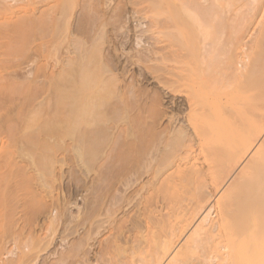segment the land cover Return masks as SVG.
Wrapping results in <instances>:
<instances>
[{
  "label": "bare ground",
  "instance_id": "obj_1",
  "mask_svg": "<svg viewBox=\"0 0 264 264\" xmlns=\"http://www.w3.org/2000/svg\"><path fill=\"white\" fill-rule=\"evenodd\" d=\"M3 1L7 2L6 0H3ZM12 1H18V0H11V2ZM72 1H75V0H72ZM95 1L93 0L91 3L90 2L89 3L92 4ZM148 1H151V0H148ZM1 2H2V0H1ZM5 2H2V3L4 4ZM23 2H25V1H23ZM69 2H71V1L69 0ZM153 2H154V0L151 1V3H153ZM155 2H154L155 4H153V5L149 2V4L152 5L151 9H153V6L157 5V3H159L158 4L159 7L158 6L155 7V11L157 10L156 11L157 14H154V15L157 16L156 17L157 19L160 18V15H161L163 17V20H164V17H165V20L168 17L167 19H170V21L172 23H170V24H169V22L165 23L164 28L166 31L172 30L173 34L175 33L174 29L176 28V25L179 24L178 21H175V20H177L176 18H179L178 17L179 12L183 16L187 15L188 17H190L192 19V21L194 22V24H196L195 26H197L198 29H200L199 31L200 32L203 31L202 33H204V35H205V37H207V39L209 37L211 38L213 35H215L214 29H217L216 27L220 26L219 29H221L222 31H220L218 29L217 30L221 33L219 34V32L217 31L218 34L216 33V35H215L216 37H219V38H216V41L218 40L219 43H217L214 40V42L217 43V44H214V42H212V40L210 41L211 43L208 42V40H207V43L204 44V47L207 48V49L205 48L206 50H204L206 53L203 52L205 54L204 58L201 57L202 60L203 59L204 60L200 62L202 64L207 62V79H206L207 81L203 80V83H201L202 84L201 88H199V89L203 90V93H207V99L205 96L194 94L197 97L200 96L199 99L196 96H194L188 100V102L190 103V105L188 104V106H190V108H189L190 112H189V117H188L189 119L188 120H189L190 124L193 125L192 126L193 130L190 131L184 127L181 129L179 128V130L167 128V130H165V131H167L166 137L165 138L163 137L164 142H163L162 146L165 144L163 146L164 148L160 149V150L156 149V151L153 150L152 152H150V150H149L148 154H150L151 156L149 155V157L146 160L143 157V159L146 162H144L143 167L141 164H140V166L145 169L144 172L140 173L136 178L132 177L131 171L130 172L127 171L128 173L123 172V174L125 173V176L122 175V173H121V176L123 177V181H122V177H121V179H120L121 180V182H120L121 186H119V184H118L119 187H117L116 189L122 190L123 192H125L126 190L127 191L129 190L128 188H130L132 186L134 187L135 184H139L140 187L138 188V190L136 192H133L131 190L132 191L131 193H130V191L128 192L130 194H124V193H122L121 195L114 194V195H112V198L110 199L109 202L106 201L108 199H105L106 205H104L102 203L101 204L98 203V204H100V205H98V207H100L99 210H98V208H95V209L92 208L91 204H89L88 197L90 196L89 194H91L90 192L88 194L89 196L88 195H86L87 197H84L85 195L83 196L84 202H83V200H82V202L84 203V205H83V207L79 206L77 209L80 210V215L82 212L88 213V211L91 209L93 210V212L95 211L94 213L96 214L95 216L97 218L95 216H92V215L91 216H92L93 220L98 221V222H96V223H98L97 225H99L96 227L98 229V231H97L98 233L102 231L100 228H102L103 226L109 227V225H106L105 223L110 222V223H112L111 224L112 226L115 225L113 227L114 229H112V231H110V234H108V237L105 240L100 241L101 243H98V244H100L99 245L100 247L96 246L98 248V250L96 252H94L95 257L94 258L88 257L91 255V254L90 255L88 254L89 249L90 250L92 249V251H94V247L87 248V250L83 249V248H85V246L87 244L89 245V242H88L89 239L93 240V239H91V236H90L91 233L89 234V231H91L92 229L91 230L89 229V231L86 230V232H84V233H82V231L80 232V233H82L80 236V240L77 239L78 237L76 238L75 241L71 240L70 244L72 246L70 247L69 245H67L70 247V249L68 250L69 247H67V248L65 247L66 248L65 250H67V251H65V253L63 252V255H61V257L59 256L60 255V253H59L58 254L59 257L54 258V259H57L58 261L56 263H53V264H63V263H65V264H264V0H155ZM58 3H59V1H58ZM96 3H97V1H96ZM6 4H8V3H6ZM9 4H10V2H9ZM60 4H62V1L60 2ZM125 4H126V2H125ZM63 5H65V3H63ZM67 5L68 4H66L65 6H67ZM138 5H139V3H138ZM6 6L10 7V5H6ZM68 6H70V5H68ZM67 7H65L66 10H68ZM62 8H63V6H62ZM91 8H94V6L91 5ZM141 8H142V6H141ZM116 9H118V8H116ZM119 9H121V8H119ZM6 10H7V8H6ZM49 10L51 11L52 9H49ZM50 11H47V14ZM52 11L54 12V10H52ZM56 11H57V9H56ZM56 11H55V13H57ZM142 11H140V12H142ZM21 13H23V11ZM101 13H103V12H101ZM150 13L152 14L153 12H149V14ZM24 14L21 17H23ZM47 14L46 15L44 14V16H47ZM50 14H53V13L51 12ZM59 14H61V13H59ZM65 15H67V13ZM150 15H149V17H150ZM49 16H50L51 20L54 18V14H53V16L48 15V17ZM90 16H91V14H90ZM93 16H94V14H93ZM55 17H56V15H55ZM117 17H118V15H117ZM50 18H48V19L46 18L49 21V23L51 21ZM54 19H56V18H54ZM89 19H91V18L89 17ZM101 19H103V18H101ZM108 19H110V18H108ZM21 20H22V18H21ZM35 20H37V19H35ZM47 20H46V22H47ZM217 20H218V22H217ZM44 21L45 20H42V21L40 20L41 23ZM116 21H118V20H116ZM14 22H16V20ZM25 22L27 23L28 19ZM37 22H35L34 25H36ZM139 22H141V21H139ZM161 22H163V21H161ZM161 22H160V24H161ZM176 22H178V24ZM18 23L23 25V23H21V22H18ZM51 23H52V21H51ZM185 23H186V21H185ZM27 24H29V23H27ZM156 24H154V25H156ZM66 25H68V24H66ZM154 25H153V27L152 26L151 27L154 28ZM182 25H184V24L182 23ZM182 25H181V27H183ZM17 26H20V25H17ZM156 26L158 27V25H156ZM192 26L193 25H191V27ZM26 27H28V26H26ZM43 27H44V25H43ZM139 27H141V26H139ZM157 27H156V29H157ZM20 28H21V26H20ZM104 28H106V27H104ZM104 28H102L103 31H104ZM126 28H127V26H126ZM145 28L146 27H144V31L142 29H140L139 31L142 30L144 32V34H147L145 32H148V30L149 31L151 30V29L147 30V28L146 29ZM177 28H178L177 29L178 31H179V29H181V28H179V26ZM6 29H8L7 26H6ZM29 29H31V28H29ZM32 29H34V28H32ZM137 29H138V27H137ZM24 30L26 31V29H24ZM195 30H197V29H195ZM1 31H3V30H1ZM105 32H106V29H105ZM172 32L168 31L167 34L169 35V33H172ZM94 33H96V32H94ZM126 33H128V32H126ZM2 34H0V35H2ZM102 34H103V32H102ZM158 34H160V33H158ZM173 34H171V35H173ZM163 35H165V34H163ZM139 36H140V34L137 36L138 39L137 40L135 39L136 40L135 42L138 41V44L136 45L137 47L141 43V38H139ZM215 36H213V39L215 38ZM142 37H144V36H142ZM169 37H175V35L174 36L169 35ZM169 37H168V41L170 40ZM7 38H9V37H7ZM151 38H152V36H151ZM165 38H167V37H165ZM78 39H81V38H78ZM102 39H105V38H103V36H101V38H100V36H99L98 42H97L101 46L104 43V42L102 43ZM171 39L173 40V38H171ZM69 40H70V38H69ZM172 40H170V41H172ZM0 41H2V40H0ZM11 41H12V39H11ZM11 41H10V43H11ZM46 41L47 40H45L44 42L46 43ZM78 42H80V41H77L75 38V43H76L75 47L77 48V51L81 50V52L80 51L78 52L79 56H77V58L74 57V55L77 54L76 51L75 50L70 51L68 49L70 51V53H69V51H67L69 56H67L66 59H62L64 61L61 62L60 69H58L57 72L52 73L51 75L49 74L47 76L50 77L49 80L52 79L53 81H56L54 83H61L59 88L61 86L63 88L64 85H62V84H65V83H67V84L71 83V82L77 83V84L75 83L76 85L73 83L75 85V89H72L74 91L76 90V92L70 91L71 88H69V87L68 88L70 90H67V91L71 92L70 95H68L69 98H71V100H69V101L74 103V104H72L74 106V111H72L73 109L71 110L72 107L71 108L69 107L70 110L73 112L71 115L72 116L71 117V120H72L71 126L72 127L74 126L73 129H78L80 127V129H78L80 131L82 129V131H81L82 134H80V135L85 137V141L82 140V142H84V143H82L80 141V144H79L80 146L77 144L79 146V155H80L82 161L83 162L85 161V163H87V164L89 162L93 163L95 161V163L97 165H98V163L100 165L101 160L98 161L99 156L100 157H101V155H102V157L108 156L109 155L108 153H110L111 150L105 149L106 146H109V145L103 144V142L106 141L107 139L105 137H102V135H100V131H98L100 129H98V127L95 125L100 126V124H98V123L100 121H101V123L103 121H105L102 118H103V114L106 116V114H105L106 112L105 113L103 112L104 107L100 106V105H103V102L107 99L106 94L107 95L113 94L112 91H111V93H112L111 94V93H109L108 90H106V87H107L106 83L109 84V81L111 82V80L115 83V81H116V79H118L119 75L118 74L116 75L115 73H117V72H115L114 70L113 71L115 73L112 71V68H111L112 63H110L111 67L109 65H106L107 59L105 60L103 57V59L106 62L105 61H104L105 63L102 62L103 60L101 58V55H104L105 53L101 54L102 48L100 45L95 46V44H93L94 45L93 47H95V48L91 49L92 48L91 46H89V45L85 46L86 44L84 45V43H81V42L78 43ZM95 42H93V43H95ZM173 42L175 43V39ZM0 43L3 44L2 42H0ZM10 43L7 42V44H9V45L15 46L13 44V42H12V44H10ZM161 43H162V41H161ZM68 44L70 45V43H68ZM145 45L146 44L144 43V46ZM169 45H170V43H169ZM5 46H7V45H5ZM141 46H143V43H142V45L140 44V47ZM146 46L149 47V45H146ZM9 47H11V46H9ZM82 47H85L86 49L84 50V48H83V50H82ZM88 47H91V48L88 49ZM145 47H144V49L146 50L145 52H147L148 49H146ZM3 48H4V46H3ZM39 48L40 47H38V49ZM162 48H164V47H162ZM5 49L7 51V47ZM9 49L10 48H8V50ZM13 49L14 48L9 50L10 51L9 54H11V56L14 52ZM149 49H150V47H149ZM155 49L153 47V51H154L155 56H156V54L158 52H156L157 49L156 50ZM143 50H141V51L143 52ZM176 50H178V49H176ZM153 51H151L152 54H153ZM35 52H37V50ZM47 52H45V54ZM135 52L137 53V51H135ZM138 52H140V50ZM142 52H141V54H143L144 56L146 55V58H148L147 53H149V50L147 53H142ZM3 53L1 52V55ZM136 53H134V54H136ZM37 54H39V53H37ZM6 55H7V53H6ZM13 55H15V53ZM129 55H132V53ZM143 55H142V60L145 59ZM149 55H151V54H149ZM15 56H13V57H15ZM46 56H47V54H46ZM153 56H154V54H153ZM153 56H152V58L150 56V59H148V60H150L149 62H152L151 59L154 60L155 56H154V58H153ZM169 56L170 55H168L167 57L169 58ZM140 57H141V55H140ZM198 57H200V56H198ZM136 58H138V56ZM158 58H161V57L159 56ZM155 59H157V58H155ZM139 60H141V58ZM161 60H163V59H161ZM169 60H167L165 58V61H169ZM171 60L173 61V58ZM11 63H12V61H11ZM57 63H58V61H57ZM125 63H126V61H125ZM153 63H154V61L152 62V64ZM42 64L44 66L48 65V64L45 65L44 63H42ZM39 65H40V63H39ZM73 65H75V66H73ZM116 65H115V67H116ZM154 65H156V63ZM165 65H167V64H165ZM76 66H79L78 67L79 69L77 68L78 75L75 74L76 71L73 73V69H72V68H76ZM41 67H42V65L40 66V68ZM58 67H59V65H58ZM97 67H100L103 70L107 71V73L105 72V77L107 79L105 77H103L102 75H100V77H98V74L100 71H97L98 70ZM38 68H36V69H38ZM40 68H39V70H40ZM48 68L49 67H47V69ZM202 68L206 70V68H204V67H202ZM116 69H118V68H116ZM39 70L37 72H39ZM42 70L44 71V69H42ZM42 70L40 71L42 73H39V75L43 74ZM32 71H34V70H32ZM168 71H170V70H168ZM34 72H32V73L35 74ZM123 72H124V70H123ZM100 73L104 74L103 71H101ZM27 74L25 77L28 78L27 80H30L29 75L27 76ZM45 74H43L41 76H39L38 74H35L32 76H33V78L36 77V79L34 78V80H39V79H37L38 76H39V78L40 77L43 78V76H45ZM74 74L76 75L77 81L74 80V78H72ZM106 74H108L109 76L107 77ZM123 75H124V73H123ZM47 76H46V79H44V80H48ZM4 78H3V76L0 77V85H3V83L6 81H9V82L12 80L15 81L14 78L9 77V79H8V78H6V76ZM102 78H104V80H102ZM16 81H17V79H16ZM31 81L33 82L32 77H31L30 82ZM48 81H46V83ZM119 81H123V80L118 79V82ZM24 82H25V80H24ZM130 82H129V84L131 85ZM7 84H8V82H7ZM65 86L67 89L66 84H65ZM124 86H122L121 90L124 89L123 88ZM0 87H2V86H0ZM70 87H71V85H70ZM114 87H116V86H114ZM126 87L124 89V92L126 90L128 92L130 91L131 93L133 91L135 92V90L131 91V89H133L134 85L130 86L131 87L130 90H128L129 88H126ZM39 88H40V86H39ZM54 88H57V87H54ZM118 88H117V91L119 90ZM43 89H45V88H43ZM136 89H138V88H136ZM206 89H207V91H206ZM101 90H103V92L105 94L104 93L102 94ZM115 90L113 89L114 93H116ZM107 91H108V93H107ZM45 92H46V90H45ZM59 92L62 93L61 91H59ZM118 92H119V96L116 95L118 93H116L114 95L117 96V98H119V100L127 97L124 95V93L122 91H118ZM127 93H126V95H127ZM137 93L138 92H136L135 94H137ZM123 96H124V98H123ZM128 96H129V94H128ZM34 97H36V96H34ZM37 97H39V96H37ZM131 97H133V96H131ZM61 98H62V96H61ZM66 98H67V96H66ZM112 98H113V96H112ZM128 98H126V99L131 100L130 97H128ZM72 99H76V101H78V102H74ZM109 99H110V97H109ZM114 99H116V97H114ZM106 101L108 102L109 100L107 99ZM106 101L104 102V104H106ZM110 101H111V99H110ZM116 101L117 102H115V103H118V99H116ZM42 102H41V105H42ZM17 103H18V101H17ZM121 104H123V103H121ZM125 104L127 106L126 102H125ZM123 105H122V107H123ZM68 106H69V104H68ZM114 106H115V104H114ZM116 106H117V104H116ZM118 106H120V105L118 104ZM114 108H117V107H114ZM106 109H108V108L105 107V110ZM120 109L121 108H119L118 111ZM124 109H125V107H124ZM129 110H130V108H129ZM107 112H108V110H107ZM109 112H110V110H109ZM115 112H116V109H115ZM99 113H102V115L100 114L98 117ZM114 114H116V113H114ZM149 114H150V112H149ZM101 116H102V118H101ZM116 117H118V116H116ZM99 118H101L103 121L100 120ZM123 118L124 117H122V119ZM125 118H127V116ZM118 119H119V117H118ZM13 120H14V118H13ZM131 120H132V118H131ZM172 120L175 121L174 117ZM113 121H114V119H112V122ZM115 121H116V119H115ZM200 122L202 125L205 123L203 126L207 125V130H205L206 128H203V127L201 128L202 125H199ZM118 123H121V122L118 121ZM112 124L113 123H111V125ZM122 124H123V121H122ZM126 124H128V123H126ZM172 124H174V122ZM89 125H91V127L93 125V127L94 128L96 127L97 129L94 130L93 132H88V131H86L87 127L86 128H84V127L89 126ZM128 126H129V124H128ZM133 126L135 127V125H133ZM104 127H105V125H104ZM8 128H10V127H8ZM128 128H130V127H128ZM84 129H86V130L84 131ZM164 129H166V127ZM101 130H102V127H101ZM104 130H106V129H104ZM110 131H109V133H110ZM120 131H122V130H120ZM123 131H124V128H123ZM128 131L125 130L126 136L130 137L132 135V139H134L133 136H135V138H136L137 134L136 135L134 134L136 130L135 131L132 130L134 132L133 134H130ZM156 131H158V130H156ZM153 132H154V130H153ZM163 133H165V132H163ZM110 134L113 135V133H110ZM123 134H124V132L122 133V135L119 132L118 135L114 134L115 137L113 136V141H114L113 145L115 148L113 149V147H111L113 154L110 153L111 156L109 155L110 159L112 158L110 160L109 165L112 164L111 166L113 168H114V166L117 165L118 161H116V160H121L119 158V155H118L119 152L117 153L118 147L116 145L118 144V142L122 141L126 137V136H124V138H122L119 141L120 137H123ZM161 134L162 133H160L159 135H161ZM112 135H111V137H112ZM142 135H143V133H142ZM103 136H104V134H103ZM139 137H141V136H139ZM141 138H143V137H141ZM141 138H140V140H141ZM148 138H145V139H148ZM161 138H162V136H161ZM76 139H77V137H76ZM159 139H160V137H159ZM80 140H81V136H80ZM143 140H144V138H143ZM44 141H46V140H44ZM113 141L111 140L110 142H113ZM126 141L127 140H125V143L127 145V143H129V142H126ZM130 141H131V139H130ZM134 141L135 140H133V142ZM152 141L154 142V140H152ZM158 141H160V140H158ZM107 142L108 141H106V143ZM57 143H58V141H57ZM137 143H136V145H137ZM132 144L133 143L131 141V144L129 143V145L124 146L126 149V153H125L126 155L128 154L127 153L128 151H129L128 155H130V150H131L130 145H132ZM104 145H106V146H104ZM147 145L148 144H146V146ZM45 147H46V145H45ZM152 147L153 146H151L149 148L153 149L154 147L153 148ZM134 148L132 149V152H133V150H135ZM15 149H16V147H15ZM103 149L105 150V154H104ZM107 150H108V152H106ZM2 151L5 152V150H1V152ZM122 151L124 152V150H122ZM145 151H146V149H145ZM198 151H199V153H198ZM48 152H47V155H48ZM137 152H138V150H137ZM2 154H3V152H2ZM21 154H22V152H21ZM144 155L146 156V154H144ZM35 156L37 157V155H35ZM134 156H137V155H134ZM108 157L107 158L104 157L106 159V160L105 159L104 160L107 161ZM122 157H124V153L122 154ZM128 157L129 156H127V158ZM29 158H31V157H29ZM38 158H40V156H38ZM137 158H138V156H137ZM137 158L135 157V159H136L135 161L138 160V162H137V164H138V163H140V161H139L140 159H137ZM43 160H45V159H43ZM96 160L98 161V163ZM39 161L41 164V160H39ZM121 162H122V160H121ZM95 163L93 165H96ZM141 163H143V161ZM40 164L38 163V165H40ZM34 165H35V163H34ZM21 166H22V164H21ZM100 166L103 167V164L101 163ZM124 166L126 167V165H124ZM118 167H119V165H118ZM121 167L123 168V166H121ZM131 167H134V166L131 165ZM39 168H41V167L39 166ZM19 169H20V167H19ZM22 169H21V171H22ZM38 169H37V171H39ZM97 169H99V168L97 167ZM109 169L110 168H108L105 171L108 172ZM29 170H30V167H29ZM110 170H112V169H110ZM139 170L142 171V169H139ZM40 171L43 173V170H40ZM40 171H39V173H40ZM47 171L48 170H46L44 172L46 173ZM82 171H83V169H82ZM26 172H27V170H26ZM98 172H99V170H98ZM119 172H121V171H119ZM132 172L136 173V171L135 172L132 171ZM42 173L40 175H42ZM97 174H99V173H97ZM106 174L108 175V173H106ZM46 175H48V174H46ZM145 175H149L148 178L146 177L147 179L144 178ZM42 176H44V175H42ZM102 176L103 175H101V173L97 176L99 184H104L103 182L105 179ZM113 177H111V178H113ZM118 177L116 176L115 179H117ZM37 178H39V177H37ZM96 178H94V180H96ZM51 181H53V180H51ZM113 181H116V180H113ZM112 184L115 185V183H112ZM93 185L95 186V184H93ZM50 186H51V184H50ZM87 187H89V186H87ZM102 189H103V187H102ZM143 189H145V191H146V192L145 191L143 192L145 194L141 193V190H143ZM101 190H100V193L98 191V193H99L98 195L102 194L104 198H107L106 196H104L106 194L101 193ZM114 192H116V190H114ZM86 194H87V192H86ZM69 199H71V198H69ZM97 200L98 199H96L95 201L92 200V202L96 203ZM103 200H102V202H103ZM70 204H71V202H70ZM70 204H68V205H70ZM94 205L96 206V204H94ZM119 210L123 211V212L121 211L123 213L122 214L123 216L118 212ZM67 212L69 215H71V214L73 215V213H74V212H72L70 214V210H68ZM76 214L78 215L79 213L77 212ZM85 214L86 213H84L83 215L85 216ZM56 215H53V213L48 215L50 217V219H49L48 224L47 223L46 224L49 227L47 229L50 231V233H49V236L48 235L47 236L50 239L52 238V236L55 233V228L57 227V225H56L57 221H60L59 220L60 216L59 217L57 216L58 217V219H57ZM77 215L74 216V217H76V219H77V217H80V215H78V216ZM119 215H121L122 217H119ZM49 217H47V218H49ZM81 217H82V215H81ZM88 217H89V221H90L91 218H90V216H88ZM68 219L72 220L69 218V216H68ZM77 220H74V223L78 222ZM72 221H69V222L72 223ZM69 222H68V224H66L69 227L65 225L66 222L64 223L65 227H67L66 230H68V229L70 230V227L73 225V223H72V225L70 226ZM80 223H81V221H80ZM80 223H78V224H80ZM78 224L77 223L75 224L77 227L74 225L76 228L73 230L79 229ZM82 224L83 223H81L80 226ZM86 224H85V226H86ZM90 225L91 224H89L88 227H90ZM105 227H103V228H105ZM86 229H88V228H86ZM107 229H109V228H107ZM73 230L71 229V231H68L69 232L68 237L66 235H64V236H66V238H69V236L72 234ZM77 231L79 232V230H77ZM74 233H75V231H73V235H74ZM77 233H75V234H77ZM93 233H94V231H93ZM94 235H96V234L94 233ZM105 235L107 236V234H104V236ZM38 236H39V234H38ZM60 236H62V235H60ZM64 236H62V237H64ZM29 238H30V236H29ZM33 238H32V241H34ZM36 238H37V236H36ZM50 239L48 242H50ZM72 239H75V238H72ZM14 240H16V239H14ZM53 240H55V239H53ZM29 241H30V239H29ZM32 241H31V243H32ZM18 242H21V240ZM45 242L46 241H44V243ZM26 243H28V241ZM48 245H50V244H48ZM93 245H96V244L94 243ZM28 246H30V243H29V245L27 244V247H26L27 249L23 250V252H25L27 254V256H28V253L26 252V250L28 252L30 251L28 249ZM90 246L91 245H89V247ZM31 247L32 246H30L29 248H31ZM42 248H43V245H42ZM36 249H37V247H36ZM79 251H82V253H83L82 254L83 256L81 258L79 256L80 259L76 258L77 261L74 263L67 262V260H69L68 257L70 255L73 256L72 260L74 261V258L78 257L77 255H78ZM23 252H22V254H25ZM54 253H56V252H54ZM73 254L74 255L76 254L75 257ZM33 255L36 256V254H33ZM51 258H53V256ZM16 259H17V257H16ZM18 259H19V257H18ZM32 260H33V258H32Z\"/></svg>",
  "mask_w": 264,
  "mask_h": 264
},
{
  "label": "rangeland",
  "instance_id": "obj_2",
  "mask_svg": "<svg viewBox=\"0 0 264 264\" xmlns=\"http://www.w3.org/2000/svg\"><path fill=\"white\" fill-rule=\"evenodd\" d=\"M6 1L7 2L2 0V2H5L3 4L0 0V24H1L0 28L3 26L0 29V32H1L0 34L3 33L2 35H0V38H1L0 40H2L0 42L3 43V44L0 43V57H1L0 58V74H1L0 77L3 76V78H4L6 76V78H8V79H9V77L14 78L15 81H13L11 79L12 81H10V82L6 81L3 83V85H0V86H2V87H0V91H1L0 92V97H1L0 98V264H25V263L26 264H53V263H56L58 260L54 259V258H56V257L58 258L59 256L61 257V255H63V252L65 253V251H67L65 249L69 246L70 247L72 246L70 244L71 240L75 241L77 237H78L77 239L80 240L81 234L86 232V230L89 231V229L90 230L92 229L91 231H89V234L91 233L90 236H91V239H93V240L89 239L88 242H89V245H91V246L89 247V245L87 244L88 246L86 245L85 248H83V249L87 250V248L94 247V251H92V249L91 250L89 249V252H88L89 255L91 254L88 257L94 258L95 257L94 252H96L98 250L97 247H100L99 246L100 244H98V243H101L100 241H103L108 237V234H110V231H112V229H114L113 227L115 225L112 226L111 225L112 223H110V222L105 223L106 225H109V227L103 226L105 228H103V227L100 228L102 231L98 233L97 232L98 229L96 228L97 226H99V225H97L98 223H96L98 221L93 220V218H92V216L96 215L94 213L95 211L93 212V210L91 209L88 211V213L82 212L81 213L82 217H81L80 210L77 209L79 206L83 207V205H84L83 196L85 195L84 197H87L86 195H88L90 192L91 193V194H89L90 196L88 195L89 196L88 197L89 204H91L92 208H94V209L98 208V210H99L100 207H98V205H100L101 203L106 205V201L109 202L110 199L112 198V195H114V194L121 195L122 193L130 194L132 191L136 192L138 190V188L140 187L139 184H135L134 187L132 186V187L128 188L129 190L128 191L126 190L125 191L126 193L123 192L122 190L116 189L117 187L121 186V183H120L121 182L120 179L122 177L121 173H122V175L125 176V173H128L131 171L132 177L136 178L140 173L144 172L145 169L142 167H143L144 162H146L145 160L150 155V154H148L149 153L148 151L150 150V152H152L153 150L156 151V149L160 150V149L164 148L163 146L165 144L162 146V144L164 142L163 137L164 138L166 137L167 131H165V130H167V128L179 130V128L181 129L184 127L190 131L193 130V127H192L193 125L190 124V122L188 120L189 119L188 118L189 112H190V110H189L190 106H188V104L190 105V103L188 102V100L191 97H194L196 95L205 96L207 99V93H203V90L199 89V88H201V85H202L201 83H203V80L205 81L207 79V62L203 63V64L200 63L201 61L204 60V59L202 60V58H204V55H205L203 52H205L204 50L207 49L206 47H204V44L207 43V40H208V42H210L211 40H212V42H214V40L216 41V38H219V37L215 36L216 33L218 34V32H219L218 30H220V31H222V30L219 29L220 26L216 27L218 30L214 29L215 35H213V36H215V38L213 39V36H212L211 38L209 37L207 39V37H205L204 33H202L203 31L202 30H201L202 32L199 31L200 29H198V27L195 26L196 24H194V22L192 21V19L190 17H188L187 15L183 16L179 12V14H178L179 18H176L177 20H175V21L179 22V24H178V22H176L178 25H176V28L174 29L175 33L173 34L172 30L166 31L164 28L165 23L169 22V24H170L172 22L170 21V19H167L168 17L166 18V20L164 17V20H163V17L161 15H160V18H158V19L156 18L157 16L154 15V14H157V12H156L157 10L155 11V7H157L159 3H157V5H155V6H153L154 10L151 9L152 5L156 3L155 0H154L155 3L154 2L151 3L152 0L151 1H148V0H96L97 1V3H96V1L94 0L95 2H93L92 4H90V3L93 0H90V1L89 0H75V1L70 0L72 3L69 2V0L68 1L67 0H55V1L54 0H27V1L26 0H18V1H12V2H11V0L10 1L6 0ZM8 1L10 2V4ZM23 1H25V2H23ZM58 1H59V3H58ZM61 1H62V4H60ZM125 2H126V4H125ZM149 2L152 5L149 4ZM6 3H8V4H6ZM63 3H65V5L68 4L70 6L67 5L68 6L67 7V6L63 5ZM138 3H139V5H138ZM6 5H10V7L6 6ZM91 5L94 6V8H91ZM62 6H63V8H62ZM141 6H142V8H141ZM65 7H67L68 10H66ZM6 8H7V10H6ZM116 8H118V9H116ZM119 8H121V9H119ZM49 9L54 10V12L52 10L50 11ZM56 9H57V11H56ZM22 11H23V13H21ZM47 11H50V12L47 14ZM55 11L58 14L55 13ZM140 11H142V12H140ZM51 12L54 14V18H56V19H54L52 17L53 19L51 20L50 16L48 17V15L53 16V14H50ZM101 12H103V13H101ZM149 12H153V13L152 14L150 13L151 14L150 15ZM59 13H61V14H59ZM66 13H67V15H65ZM23 14H24V16L21 17ZM44 14L45 15L47 14V16H44ZM90 14H91V16H90ZM93 14H94V16H93ZM55 15H56V17H55ZM117 15H118V17H117ZM149 15H150V17H149ZM89 17L91 19H89ZM107 17L110 19H108ZM21 18H22V20H21ZM46 18L47 19L50 18L52 23H51V21L49 23V21ZM101 18H103V19H101ZM27 19H28L27 23H29V24H27L25 22V21H27ZM35 19H37V20H35ZM15 20H16V22H14ZM40 20L41 21L45 20V21L41 23ZM46 20H47V22H46ZM116 20H118V21H116ZM139 21H141V22H139ZM161 21H163V22H161ZM180 21L184 25H182V23ZM185 21H186V23H185ZM18 22L23 23V25L18 23ZM35 22H37L36 25H34ZM160 22H161V24H160ZM217 22H218V20H217ZM66 24H68V25H66ZM154 24L158 25V27ZM17 25H20L21 28H20V26H17ZM43 25H44V27H43ZM153 25H154V28H152ZM181 25L183 27H181ZM191 25H193V26L191 27ZM6 26L8 29H6ZM26 26H28V27H26ZM126 26H127V28H126ZM139 26H141V27H139ZM178 26H179V28H181V29H179V31L177 30ZM104 27H106V28H104ZM137 27H138V29H137ZM144 27H146L147 30L148 29H151V30L150 31L148 30V32H145L147 34H144V32H143ZM156 27H157V29H156ZM29 28H31V29H29ZM32 28H34V29H32ZM102 28H104V31ZM194 28L197 30H195ZM24 29H26V31ZM105 29H106V32H105ZM140 29H142L143 31L142 30L139 31ZM1 30H3V31H1ZM168 31L172 32V33H169L170 36L175 35V37H169V35L167 34ZM94 32H96V33H94ZM102 32H103V34H102ZM126 32H128V33H126ZM158 33H160V34H158ZM220 33L221 32H219V34ZM139 34H140L139 38H141L140 44L142 45V43H143V46H141V47H140V44L138 45V47L136 46L138 44V41L135 42L138 39L137 36ZM161 34L162 35L165 34V35L162 36ZM171 34H173V35H171ZM75 35L76 36L78 35V36L76 37ZM99 36H100V38H101V36H103V38H105V39H102V43L104 42L103 43L104 45L102 44L103 47L97 43ZM142 36H144V37H142ZM151 36H152V38H151ZM7 37H9V38H7ZM165 37H167V38H165ZM168 37L170 40H172L171 38H173V40L168 41ZM69 38H70V40H69ZM75 38L77 41L84 43V45L86 44L85 46L89 45L92 47V48L88 47V49L89 48L94 49L95 47H93L94 46L93 44H95V46L100 45L102 48L101 54L105 53L104 55H101V58L103 60L102 62L105 63L107 61L106 65H109V66L111 65L110 63H112V65H111L112 67L110 66L112 68V71L114 70L115 72H117V73H115L113 71L116 75L117 74L119 75V77H118L119 80H121V79L123 80V81L118 82V79H116V81L114 83L112 80L110 82L109 81L110 79H109L108 80L109 84L106 83L107 84L106 90H108L109 93H111V91L113 92V94L111 93L112 95L109 94L110 96L106 94L107 99L109 100L108 102L106 101L107 99L105 100L107 105L104 104L105 101L103 102V105H100V106L104 107V110L102 109L103 112L104 113L106 112L105 113L106 116L103 114V118H102V116H101V118L103 120H105L106 122L103 121L101 118H99L103 122L101 123V121H100L98 123V124H100V126L95 125L98 127V129H100V130H98V131H100V135H102V137H105L107 139L106 141H108L106 143V141L103 140L105 142V143L103 142V144L110 146L109 147V146L104 145V146H106L105 149L111 150L110 153H112V154H113V152H112L111 147H113V149L115 148L113 145V143H114L113 136L115 137V135H118L119 132L122 135V133L124 132L123 137H120V139H119V141H120L122 138H124V136H126L125 130L126 131L129 130L128 132L130 134H133L134 133L133 131L136 130L134 133L135 135L137 134L136 138H135V136H133L134 139H132V135L130 137L126 136L127 138L126 137L124 138L125 140H127L126 142H129L131 144V141H132V143H133L132 145H130L131 146L130 155H128L129 151L127 152L128 153L127 155L125 154L126 149L124 146L129 145V143H127V145H126L124 139L122 141L118 142L117 145L115 144L118 147L117 153L119 152L118 155H119V158L122 160V162H121V160H116L118 162H117V165L114 166V168L111 166L112 164L109 165L110 160L112 159V158L110 159V156H111L110 153H108L110 155V156L108 155L109 157L103 155L105 158L108 157L107 161H105L106 159L104 157H102V155H101V157L99 156L98 161L101 160L100 165L102 163L103 167L105 169L99 165L97 160L96 161H97L99 166L95 163V161L93 163L89 162L88 164L85 163V161L84 162L82 161V159L79 155V146H80L79 144H80V141L81 142H82V140L85 141V137L80 135V134H82V132H81L82 129H81V131L78 130V129H80V127L78 129H73L74 126L73 127L71 126V121H72L71 115L73 113L72 111H74V106L72 104H74V103L69 101V100H71V98H69V96H68L71 93L70 91L76 92V90L74 91L72 89H75V85L77 83L76 82H71L72 84L71 83H68V84L65 83L67 85V89H66L65 84H62V85H64L63 86L64 89H63L62 86L59 88L61 83H54L56 81H53L52 79H51L52 81L49 80L50 77L47 76L49 74L51 75L52 73L57 72L58 69H60V66H61L60 64L62 61H64L62 59H66L67 56H69L67 51L75 50L78 55L75 54L76 56L74 55V57L77 58V56H79L78 52L79 51L81 52V50L77 51V48L75 47V44L77 43V42L75 43ZM78 38H81V39H78ZM11 39H12V41H11ZM174 39H175V43L173 42ZM45 40H47L46 43L44 42ZM10 41H11V43H10ZM92 41L93 42L96 41V42L93 43ZM161 41H162V43H161ZM7 42L10 44H12V42H13V44L15 46L9 45V44H7ZM80 42H78V43H80ZM216 42L219 43L218 40ZM68 43H70V45ZM144 43L146 45H149L150 49L146 45H145L146 46L145 47ZM169 43H170V45H169ZM217 43L214 42V44H217ZM5 45H7V46H5ZM42 45L43 46L45 45L46 47L45 46L43 47ZM3 46H4V48H3ZM9 46H11V47H9ZM6 47H7V51L5 49ZM38 47H40V48L38 49ZM144 47L149 50V53H147L148 50H147V52H145L146 50L144 49ZM153 47H154V49L156 48L158 50L157 51L155 49L156 52H158L156 54V56H155V53L153 51ZM162 47H164V48H162ZM8 48H10V49L14 48L13 54L15 53L16 56L13 54L11 56V54H9L10 49L8 50ZM83 48H84V50L86 49L85 47H82V50H83ZM176 49H178V50H176ZM36 50H37V52H35ZM139 50H140V52H138ZM141 50H143V52ZM70 51H69V53H70ZM135 51H137V53ZM151 51H153V54H154L155 58H157V59L154 58ZM1 52L2 53L4 52V53L1 55ZM45 52H47L46 53L47 56H46ZM141 52L147 53L148 58H146V55L144 56L143 54H141ZM177 52L179 54L180 53L181 54L179 55ZM6 53L8 56L6 55ZM37 53H39V54H37ZM131 53H132V55H129ZM134 53H136V54H134ZM149 54H151V55H149ZM140 55H141V57H140ZM142 55L146 59V60L144 59L145 61L142 60ZM168 55H170L169 58L167 57ZM13 56H15V57H13ZM137 56H138V58H136ZM150 56H151V58H152V56L154 58V60L151 59L152 62L154 61L153 64H152V62H149L150 60H148V59H150ZM157 56L158 57L160 56L161 58H158ZM198 56H200V57H198ZM103 57L105 60L106 59L107 60L105 61L103 59ZM140 58H141V60H139ZM165 58L167 60H169V59L170 60L165 61ZM172 58H173V61L171 60ZM161 59H163V60H161ZM11 61H12V63H11ZM57 61H58V63H57ZM125 61H126V63H125ZM156 61L157 62L159 61V62L157 63ZM39 63H40V65H39ZM42 63H44L45 65H47V64L48 65L44 66ZM155 63H156V65H154ZM165 64H167V65H165ZM41 65H42L41 68L44 69V71L40 68ZM58 65H59V67H58ZM115 65H116V67H115ZM73 66H75V65H73ZM35 67L36 68L39 67L40 70H39V68L36 69ZM47 67H49V68L47 69ZM78 67L79 66H76V68H72L73 73L76 71L75 74H77V75H78V72H77ZM202 67L206 68V70L203 69ZM116 68H118V69H116ZM97 69H98L97 71H100V72L103 71V73H104V74H101L99 72L98 77H100V75L105 77V72L107 73V71L103 70L100 67H97ZM32 70H34L35 72ZM38 70H39V72H37ZM41 70L43 71V74L46 73L45 76H43V78H41V77L39 78V76L43 75V74L39 75V73H42V72H40ZM123 70H124V72H123ZM168 70H170V71H168ZM32 72L39 75L37 78L39 80H34V78L36 79V77L33 78L32 75H35V74H33ZM123 73H124V75H123ZM26 74H27V76L29 75L30 80L32 77L33 82L32 81L30 82V80H27L28 78L25 77ZM108 74H106L107 77L109 76ZM74 75L72 78H74V80H76V75L75 76ZM46 76L48 77L49 81L44 80V79H46ZM16 79H17V81H16ZM24 80L26 83L24 82ZM102 80H104V78H102ZM46 81H48V82L46 83ZM7 82H8V84H7ZM129 82L131 83V85L129 84ZM73 83L74 84L76 83V84L74 85ZM70 85H71V87H70ZM133 85H134V87H133V89H131V91L135 90V92L133 91L131 93L130 91L128 92L126 90L125 92L126 93L128 92L126 95V93L124 92L125 87L127 86L126 88H129L128 90H130V88H131L130 86H133ZM39 86H40V88H39ZM114 86H116V87H114ZM122 86H124L123 90H121ZM54 87H57V88H54ZM68 87L71 88V90ZM135 87L138 89H136ZM43 88H45V89H43ZM117 88L119 89L118 91H122L124 93V95L127 96L126 98L130 97L131 100H128L129 98L128 99L124 98V96H123V98L125 100L124 99L119 100V98H117V96H119V92L117 91ZM113 89L114 90L116 89L115 91L118 94L114 93ZM45 90H46V92H45ZM67 90H70V91L68 92ZM59 91H61L62 93H60ZM101 91L103 94L104 93L103 90H101ZM108 91H107V93H108ZM206 91H207V89H206ZM136 92H138L137 93L138 95L135 94ZM114 94H116L117 96H115ZM128 94H129V96H128ZM194 94H196V95H194ZM130 95L133 97H131ZM34 96H36V97H34ZM37 96H39V97H37ZM61 96H62V98H61ZM66 96H67V98H66ZM108 96L110 97L111 101H110ZM112 96H113V98H112ZM114 97H116V99H118V103H115L117 101H116V99H114ZM199 97L200 96H198L197 98L199 99ZM72 100L74 102H78V101H76V99H72ZM17 101H18V103H17ZM41 102H42V105H41ZM125 102L127 103V106H126ZM67 103L69 104V106ZM113 103L115 104V106ZM121 103H123L124 105ZM116 104H117V106H116ZM118 104L120 106H118ZM122 105H123V107H122ZM69 107L70 108L72 107L71 110L72 109L73 110L71 111ZM105 107L108 109L105 110ZM114 107H117V108H114ZM118 107L121 108L119 111H118V109H119ZM124 107H125V109H124ZM129 108H130V110H129ZM115 109H116V112H115ZM107 110H108V112H107ZM109 110H110V112H109ZM149 112H150V114H149ZM102 113H99L98 117L100 114L102 115ZM114 113H116V114H114ZM116 116H118L120 120ZM126 116H127V118H125ZM122 117H124V118L122 119ZM173 117H174L175 121L172 120ZM13 118H14V120H13ZM131 118H132V120H131ZM112 119H114L113 122H112ZM115 119H116V121H115ZM118 121H120L121 123H118ZM122 121H123V124H122ZM171 122L172 123L174 122V124H172ZM111 123H113V124L111 125ZM126 123H128L129 126ZM103 124L105 125V127ZM133 125H135V127ZM199 125H202L201 122ZM203 125L201 126V128L203 127V128H206L205 130H207V125H205L206 127ZM127 126L130 128H128ZM8 127H10V128H8ZM92 127H93V125H92ZM92 127H91V125L85 126L84 128H86L87 130L84 129V131L86 130L88 132H93L94 130L97 129L96 127L95 128L93 127L94 129ZM101 127H102V130H101ZM165 127H166V129H164ZM123 128H124V131H123ZM104 129H106V130H104ZM120 130H122L123 132ZM153 130L155 133L153 132ZM156 130H158V131H156ZM109 131H110V133H113V135L110 134ZM159 132L162 133L163 135L162 134L159 135L160 134ZM163 132H165V133H163ZM142 133H143V135H142ZM103 134H104V136H103ZM79 135L81 136V140H80ZM106 135L108 137L109 136L110 137L108 138ZM111 135H112V137H111ZM139 136L143 137L144 140H143V138H141ZM161 136H162V138H161ZM76 137H77V139H76ZM159 137H160V139H159ZM140 138H141V140H140ZM145 138H148V139H145ZM130 139H131V141H130ZM44 140H46V141H44ZM111 140L113 142H110ZM133 140H135V141L137 140V141L133 142ZM152 140H154L155 143ZM158 140H160V141H158ZM57 141H58V143H57ZM82 143H84V142H82ZM136 143L138 146L136 145ZM146 144H148V145L146 146ZM45 145H46V147H45ZM151 146H153L154 148L153 147H152L153 149L149 148ZM15 147H16V149H15ZM133 148L135 150H133V152H132ZM145 149H146V151H145ZM1 150H5V152L2 151L4 155L2 154ZM108 150L106 152H108ZM122 150H124V152ZM137 150H138V152H137ZM103 151L105 154L104 149H103ZM21 152H22V154H21ZM47 152H48V155H47ZM122 152L124 153V157H122V154H123ZM198 153H199V151H198ZM144 154H146V156ZM35 155H37V157ZM134 155H137L138 158H137V156H134ZM38 156H40V158H38ZM127 156H129V157L127 158ZM29 157H31V158H29ZM135 157L137 159H140L139 160L140 163H138L139 165L137 164L138 160L135 161L136 160ZM143 157L145 160L143 159ZM43 159H45V160H43ZM39 160H41V164H40ZM142 161H143V163H141ZM34 163H35V165H34ZM38 163L40 165H38ZM94 163L96 165H93ZM21 164H22V166H21ZM140 164L142 165V167L140 166ZM118 165H119V167H118ZM124 165H126V167ZM131 165L134 167H131ZM39 166L41 168H39ZM121 166H123V168ZM19 167H20V169H19ZM29 167H30V170H29ZM97 167L99 169H97ZM108 168H110L112 170L109 169L108 172L105 171ZM21 169H22V171H21ZM37 169L39 171L43 170V173L41 171L39 173V171H37ZM45 169L48 170L46 173L44 172V171H46ZM82 169H83V171H82ZM139 169H142V171ZM26 170H27V172L28 171L29 172L27 173ZM98 170H99V172H98ZM119 171H121V172H119ZM132 171H134V172L136 171V173H133ZM96 172L99 174L101 173V175H103L102 177H104V179L106 180V181L104 180V182H103L104 184L98 183V177L97 176L99 174H97ZM123 172H125V173L123 174ZM41 173L45 177L40 175ZM106 173H108L109 176ZM46 174H48V175H46ZM116 176L117 177L119 176L120 178L118 177L119 179L118 178L115 179ZM148 176L149 175H145L144 178H146V177L148 178ZM37 177H39V178H37ZM111 177H113V178H111ZM94 178H96V180H94ZM51 180H53V181H51ZM113 180H116V181H113ZM122 181H123V177H122ZM112 183H115V185L116 184L117 185L115 186ZM50 184H51V186H50ZM93 184H95V186ZM118 184H119V186H118ZM87 186H89V187H87ZM102 187H103V189H102ZM99 189L100 190L102 189L101 193L106 194L104 196H106L107 198H104L102 194L98 195L100 193ZM114 190H116V192H114ZM98 191H99V193H98ZM129 191H130V193H128ZM144 191H145V189L141 190V193H143ZM86 192H87V194H86ZM143 194H145V193H143ZM69 198H71V199H69ZM95 198L98 199L96 201V203L92 202V200H94V201L96 200ZM105 199H108V200L105 201ZM82 200H83V202H82ZM102 200H103V202H102ZM70 202H71V204H70ZM98 203H100V204H98ZM68 204H70V205H68ZM94 204H96V206ZM66 210L67 211L70 210V214L72 212H74L73 215L72 214H71L72 216L69 215ZM121 211L122 210H119L118 212L122 215L123 211L122 212ZM75 212L76 213L78 212L79 213L78 215H80V217H77L78 220L76 219V217H74L77 215ZM52 213H53V215L57 214L56 217L60 216L59 217L60 221H57V223H56L57 227L55 226L56 227L55 233L52 236V238L50 239L48 237L50 231L47 229V228H49L47 224H48L49 219H50V217L48 215H50ZM84 213H86L85 216L83 215ZM121 215H119V217L123 216V215L122 216ZM68 216L70 219L77 220L78 222L74 223V220L73 221L69 220ZM88 216H90V218H91L90 221H89ZM47 217H49V218H47ZM58 217H57V219H58ZM68 220L72 221L73 225ZM67 221L69 222L70 226L72 225L71 226L72 228L70 227V230L69 229L66 230L67 227H65V225L68 224ZM80 221H81V223H83L82 224L83 226L82 225L80 226V224H81ZM64 223H65V225H64ZM76 223L77 224L80 223V224H78L79 229H77V230H79V232L77 230H73L77 227L75 225ZM88 223L91 224L90 227H88V225H89ZM85 224H86V226H85ZM66 226H68V225H66ZM86 228H88V229H86ZM107 228H109V229H107ZM71 229L73 231H75V233H77V232L78 233L77 234L74 233V235H73V231H72V234L69 236V238H66V236L68 237V234H69L68 231H71ZM81 231H82V233H80ZM93 231L96 235H94ZM38 234H39V236H38ZM104 234H107V236L106 235L104 236ZM60 235H62V236L66 235V236L62 237ZM29 236H30V238H29ZM36 236H37V238H36ZM100 236L102 238L103 237L104 238L102 239ZM31 237L32 238L34 237L33 238L34 241H32ZM72 238H75V239H72ZM14 239H16V240H14ZM29 239H30V241H29ZM49 239H50V242H48ZM53 239H55V240H53ZM20 240L22 243L18 242ZM27 241H28V243H26ZM31 241H32V243H31ZM44 241H46V242L44 243ZM29 243H30V246H32V247L29 248L30 246H28V249L31 252L29 251L30 252L29 253L26 250V252L28 253V256H27V254L25 252H23V250L27 249L26 247H27V244L29 245ZM94 243L96 245H93ZM48 244H50V245H48ZM42 245H43V248H42ZM67 245H69V246H67ZM36 247H37V249H36ZM70 247L68 248V250L70 249ZM22 252L25 254H22ZM54 252H56V253H54ZM59 253H60V255L58 256ZM33 254H36V256ZM82 254H83L82 251H79V253L77 255L78 257H75L76 254L75 255L73 254L75 257L74 261L72 260L73 256L70 255L68 257V259L70 261L67 260V262H71V263L76 262L77 259H80L83 256ZM52 256H53V258H51ZM79 256H80V258H79ZM16 257H17V259H16ZM18 257H19V259H18ZM32 258H33V260H32ZM63 264H65V263H63Z\"/></svg>",
  "mask_w": 264,
  "mask_h": 264
}]
</instances>
